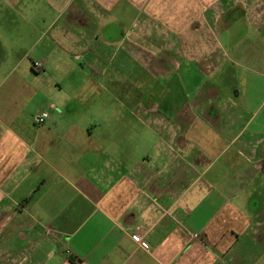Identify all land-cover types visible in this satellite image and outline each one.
I'll return each instance as SVG.
<instances>
[{"label":"crops","instance_id":"1","mask_svg":"<svg viewBox=\"0 0 264 264\" xmlns=\"http://www.w3.org/2000/svg\"><path fill=\"white\" fill-rule=\"evenodd\" d=\"M5 2L66 70L0 88V264H264V0Z\"/></svg>","mask_w":264,"mask_h":264},{"label":"rangeland","instance_id":"2","mask_svg":"<svg viewBox=\"0 0 264 264\" xmlns=\"http://www.w3.org/2000/svg\"><path fill=\"white\" fill-rule=\"evenodd\" d=\"M11 9L6 4L5 0H0V25L3 24L0 30V40L3 42L4 49H13L15 56L25 54L24 45L27 43V38L22 35L23 32L10 30V27H22L26 23V18L13 16L14 25H11L10 20ZM40 59L38 53H32L30 58H26L23 62L3 63L0 62V88L4 85L7 79L12 78L20 87H23L30 92L31 99L23 103L26 104L22 113L18 116L19 119L30 123L34 129V118L43 111L49 110L51 103H58V96L62 93L56 88V83L61 82L59 75L66 69L63 64L48 63L47 67L42 70H35L34 62ZM72 65V64H71ZM76 65V64H75ZM45 66V64H44ZM14 74V77H12ZM16 84V85H17ZM264 95L254 97L255 103L262 101Z\"/></svg>","mask_w":264,"mask_h":264},{"label":"built area","instance_id":"3","mask_svg":"<svg viewBox=\"0 0 264 264\" xmlns=\"http://www.w3.org/2000/svg\"><path fill=\"white\" fill-rule=\"evenodd\" d=\"M34 69L35 70H42L44 68V63L42 62H34V65H33ZM52 108L54 109L55 106L52 105ZM50 118V113L49 111H43L41 114L37 115L35 118H34V122L37 126H42L45 124V122ZM194 239H198L199 238V235L195 234L192 236ZM140 239V237H137ZM143 244V242L141 243Z\"/></svg>","mask_w":264,"mask_h":264}]
</instances>
